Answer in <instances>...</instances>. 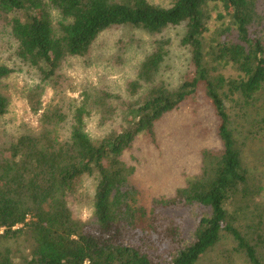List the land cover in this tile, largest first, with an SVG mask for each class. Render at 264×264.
Listing matches in <instances>:
<instances>
[{
	"label": "trees",
	"instance_id": "1",
	"mask_svg": "<svg viewBox=\"0 0 264 264\" xmlns=\"http://www.w3.org/2000/svg\"><path fill=\"white\" fill-rule=\"evenodd\" d=\"M124 26L152 37L123 88L143 95L107 108L101 121L111 127L99 138L88 121L120 91H84L78 102L66 67L89 56L103 32ZM174 28L190 59L171 86L162 71ZM0 31L34 72L28 102L40 113L37 128L0 123V264H264V179L244 161L235 127L264 90V0H0ZM13 72L0 64V83ZM48 89L54 96L43 107ZM201 97L216 118L219 149H204L194 175L143 204V165L131 151ZM10 106L0 89V122ZM257 115L264 127V102ZM89 178L94 219L86 221L75 205Z\"/></svg>",
	"mask_w": 264,
	"mask_h": 264
},
{
	"label": "rangeland",
	"instance_id": "2",
	"mask_svg": "<svg viewBox=\"0 0 264 264\" xmlns=\"http://www.w3.org/2000/svg\"><path fill=\"white\" fill-rule=\"evenodd\" d=\"M152 1L163 3L164 0ZM169 34L174 41L162 75L171 86H175L187 71L190 51L180 42V28L172 29ZM151 48V35L131 26H124L103 32L89 56L78 58L66 67L76 85L75 90L69 92V96L78 102L84 99V91L91 92L92 96L99 95L100 88L120 91L121 97L109 101L108 104L104 103L106 107L103 102L97 104L99 107H95L88 121V129L95 137H103L111 127V123L106 126L101 121L107 108L110 111L113 106L116 108L120 101H136L143 95L142 92L134 99L124 93L123 88L134 79L140 62ZM14 51V41L0 31V64L14 68V72L0 83V89L11 99L10 110L0 123L2 127L16 132L37 128L40 113H35L28 102L27 92L34 84V72L15 56ZM53 96V91L48 89L43 97V107L50 103ZM263 102L264 90L260 101L251 108L249 114L237 118L235 127L238 138L243 142L244 161L253 174L264 179V127L256 122V119H259L257 110ZM215 130L216 118L209 104L201 97L186 102L178 110L166 115L157 126L155 141L146 138L138 140L131 154L133 160L139 161L140 166L143 165L138 175L141 202L149 205L154 197L172 193L176 187L194 175L199 169L202 151L209 147L219 149L220 142ZM85 188L80 203L75 205V212L77 216L88 221L94 219V214L86 192L93 191L94 179H87ZM192 219L193 216L189 217V221ZM190 231L188 226L186 233L190 234ZM229 243L224 239L221 246L226 247ZM206 262L207 259H204L201 264Z\"/></svg>",
	"mask_w": 264,
	"mask_h": 264
}]
</instances>
